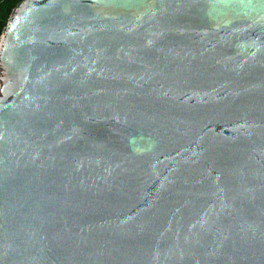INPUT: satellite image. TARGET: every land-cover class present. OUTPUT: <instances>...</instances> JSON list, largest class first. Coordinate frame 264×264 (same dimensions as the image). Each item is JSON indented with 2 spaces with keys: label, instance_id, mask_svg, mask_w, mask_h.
Masks as SVG:
<instances>
[{
  "label": "water",
  "instance_id": "water-1",
  "mask_svg": "<svg viewBox=\"0 0 264 264\" xmlns=\"http://www.w3.org/2000/svg\"><path fill=\"white\" fill-rule=\"evenodd\" d=\"M0 264H264V0H22Z\"/></svg>",
  "mask_w": 264,
  "mask_h": 264
},
{
  "label": "trees",
  "instance_id": "trees-1",
  "mask_svg": "<svg viewBox=\"0 0 264 264\" xmlns=\"http://www.w3.org/2000/svg\"><path fill=\"white\" fill-rule=\"evenodd\" d=\"M22 0H0V38L15 8Z\"/></svg>",
  "mask_w": 264,
  "mask_h": 264
}]
</instances>
